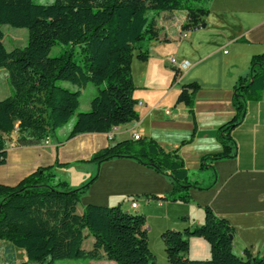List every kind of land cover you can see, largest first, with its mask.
<instances>
[{
    "label": "trees",
    "instance_id": "1",
    "mask_svg": "<svg viewBox=\"0 0 264 264\" xmlns=\"http://www.w3.org/2000/svg\"><path fill=\"white\" fill-rule=\"evenodd\" d=\"M212 0H54L49 4L33 0H0V68L7 71L11 93L0 100V164L6 162V140L15 145L39 144L73 116L68 138L81 133H108L112 127L138 118L133 97L131 63L146 61L152 41H167L161 33V12L183 10L180 29L195 30L205 25ZM26 28L23 47L8 50L2 26ZM239 40H242L239 39ZM57 55H50L55 44ZM174 80L181 71L174 67ZM61 81L81 86L91 83L97 94L88 110L79 111L80 90ZM199 86L183 84L176 102L183 103L192 117L194 96ZM264 91V52L253 54L247 70L235 82L232 95L234 116L222 124L216 138L222 149L202 156L207 161L236 156L231 130L240 124L248 105ZM15 133V136H12ZM115 158L133 159L164 174L172 189L150 194L156 201L189 203L190 190L205 189L190 180L177 150L164 151L150 138L113 142L92 155L102 163ZM57 165H66L57 163ZM91 181L72 187L57 177L54 167H39L16 185L0 183V241L24 251L25 259L10 257L0 264H54L59 259H107L115 264H156L148 244L146 216L129 212L121 203H87L76 208ZM201 223L183 229H165L160 238L170 264H264V254L244 257L233 250L235 229L210 205ZM91 236V237H90ZM203 238L210 254L205 259L188 257L190 239ZM91 238V247L83 246ZM12 255V254H11Z\"/></svg>",
    "mask_w": 264,
    "mask_h": 264
},
{
    "label": "crops",
    "instance_id": "2",
    "mask_svg": "<svg viewBox=\"0 0 264 264\" xmlns=\"http://www.w3.org/2000/svg\"><path fill=\"white\" fill-rule=\"evenodd\" d=\"M176 12L164 11L158 18L161 33L168 40L152 41L146 61L132 60L136 120L113 127L111 141L106 133H81L68 138L72 125H62L39 144L18 146L6 140L0 183L14 186L37 168L53 166L57 177L72 187L91 181L78 203V213L87 203H121L126 211L143 213L146 223L148 209L154 206L170 208L172 213L168 214L179 218L187 215L189 224H198L204 215L199 205L208 204L233 225V250L237 255L244 257L245 249L253 255L264 254V91L258 101L248 105L242 122L231 130L236 156L207 161L205 166L200 163L202 156L222 149L216 133L235 114V82L247 70L251 56L264 52V0H212L205 25L195 30L182 31L186 12L177 17ZM171 57L176 64L170 62ZM182 61L190 65L174 80V67L178 69ZM6 80L7 71L0 68V100L11 93ZM188 83L199 86L194 96V117L183 103L176 102L181 85ZM86 84L69 86L82 93ZM96 94L97 90L90 87L84 110L89 109L90 99ZM134 131L141 138L156 141L164 151L177 150L190 180L201 187L210 186L192 188L193 200L189 203L156 201L149 195L172 189L166 175L129 158L102 163L91 159L96 151L113 142L132 139ZM132 198L138 202L136 208L130 206ZM186 225L181 221L173 228L183 229ZM17 250L0 241V263L10 257L18 260ZM209 254L203 238L190 239L189 258L205 259L201 255ZM155 261L158 264L156 256ZM164 264L170 263L164 259Z\"/></svg>",
    "mask_w": 264,
    "mask_h": 264
},
{
    "label": "rangeland",
    "instance_id": "3",
    "mask_svg": "<svg viewBox=\"0 0 264 264\" xmlns=\"http://www.w3.org/2000/svg\"><path fill=\"white\" fill-rule=\"evenodd\" d=\"M37 3L42 4H49L53 2L54 0H33ZM182 10H177L176 17L179 14H182ZM2 31L4 33V44L8 50L14 48V47H23L27 42L28 37V31L26 28H14L8 25L2 26ZM62 44H55L51 51L50 55H57L60 50L62 49ZM60 84L62 85H71L69 82L61 81ZM5 86L8 88L11 86L9 85L8 81L6 80ZM90 87H93L95 90H97V87L91 83L86 84L85 90H82V93H80L79 96V105H78V112L79 111H85L84 105L87 104L89 101L90 96ZM75 120V116H73L68 122H66L64 125L65 127H70ZM94 204V203H93ZM80 207L81 205H77ZM168 208H158L151 206L150 209H148L149 215H148V221L145 225L147 236H148V244L151 252L156 256L157 263L158 264H164V259L167 261V256L164 250L163 242L160 238L161 231L169 228L174 230H180L173 228L176 226L178 222H181V219L179 216L175 217V215H171L172 209ZM91 237V236H90ZM4 241V240H1ZM91 238H88L84 240L83 246L85 248L91 247ZM17 258L18 261L25 259L24 251L20 248H17ZM156 252V253H155ZM157 254V255H156ZM201 255L202 258H207L209 255ZM200 257V258H201ZM114 261L107 260V259H88V258H71V259H59L54 262V264H113Z\"/></svg>",
    "mask_w": 264,
    "mask_h": 264
},
{
    "label": "built area",
    "instance_id": "4",
    "mask_svg": "<svg viewBox=\"0 0 264 264\" xmlns=\"http://www.w3.org/2000/svg\"><path fill=\"white\" fill-rule=\"evenodd\" d=\"M169 60H170V62L172 64H176V59L175 58L171 57ZM189 65H190L189 61H182V62L178 63V69L181 70V71L185 70V69H187L189 67ZM112 128H111V130L108 133H106L107 134V139L110 140V141L113 140V137H114V133L112 132ZM140 138H141V136H140L138 131H134L132 133V139L137 140V139H140ZM130 206L132 208H136L138 206L137 200L132 198L131 201H130Z\"/></svg>",
    "mask_w": 264,
    "mask_h": 264
},
{
    "label": "water",
    "instance_id": "5",
    "mask_svg": "<svg viewBox=\"0 0 264 264\" xmlns=\"http://www.w3.org/2000/svg\"><path fill=\"white\" fill-rule=\"evenodd\" d=\"M202 26H204V24Z\"/></svg>",
    "mask_w": 264,
    "mask_h": 264
}]
</instances>
